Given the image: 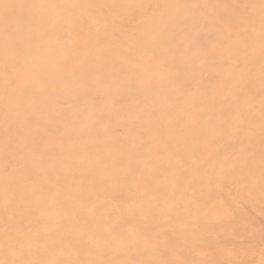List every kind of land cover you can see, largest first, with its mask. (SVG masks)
I'll use <instances>...</instances> for the list:
<instances>
[{
    "label": "rangeland",
    "instance_id": "1",
    "mask_svg": "<svg viewBox=\"0 0 264 264\" xmlns=\"http://www.w3.org/2000/svg\"><path fill=\"white\" fill-rule=\"evenodd\" d=\"M202 138L200 168L244 177L258 166V207L218 184L255 232L215 221L225 212L208 207L214 194L188 182L179 195L207 219L185 224L173 253L180 149ZM214 143L263 160H207ZM118 156L138 187L121 190ZM90 167L117 176L115 188L80 178ZM155 229L166 246L139 249L136 263L230 264L232 245L239 264L264 260V0H0V264L111 259L129 230L139 242Z\"/></svg>",
    "mask_w": 264,
    "mask_h": 264
},
{
    "label": "bare ground",
    "instance_id": "2",
    "mask_svg": "<svg viewBox=\"0 0 264 264\" xmlns=\"http://www.w3.org/2000/svg\"><path fill=\"white\" fill-rule=\"evenodd\" d=\"M258 113V112H257ZM259 121V119H257L256 121L253 120L251 123L252 127H257L256 123ZM218 124H225L222 121L219 122ZM184 147H187L185 150L182 151L181 150V157L179 159V161H183L180 163H184V165L181 167L179 173H178V179L180 180L181 183V187L178 186L177 190H175L176 195H178V197L180 196L179 194H182L183 191L185 190V186L188 187V185L186 183H190L191 184V188L194 187H199V185H203L204 189L210 191L211 193L214 194V197L212 198V200H210L208 207H213L214 209H216V207L218 209H223L225 214L224 216L221 215L217 220L215 221H220L223 219L224 222L229 223L230 225L233 226V229L230 232H237L240 231V233H254V225L253 223L247 222L246 221V216H244L241 212L232 210L230 208V204L224 202V200L221 197V189H220V185L218 186V184H221L222 179L228 180L230 181L232 184H237L238 186H240L242 189H240L242 192H238L237 190L234 191V196L236 198H241V199H245V201L247 200L248 204H250L252 207H258L260 206V199H261V195L263 193V187L261 185L260 182V171H258L256 167H253L252 171L250 170L248 172L247 175H245L244 177H241L239 175H233L232 173L228 174V173H221V174H215L213 172H211L207 167L202 166L201 168L197 165V163H199V159H197V157L195 156V151H196V147L200 148V149H204L205 147H208V144L205 138L202 139H198V141H196L195 143L193 142H189L187 143L186 141H183ZM195 144V145H194ZM242 150H238V152H241ZM233 152L231 151H227V152H223L221 149V145L220 144H212V146L209 149V155L207 157V160H214L216 159L218 156H222V157H226V160L228 163H237L240 160L243 159H249V160H253L255 161L257 164H260L263 160V156L262 155H253V157L249 156V153H242L240 156H234V154H232ZM252 155V154H251ZM117 162L122 163L119 164L115 167V170L118 171L119 173H122L119 175V177H127L126 180H120V188L122 190V188L124 189H131V188H136L138 187V181L137 184L134 183V178H136L135 176H133L131 173H129V171L126 170V168L123 166L124 163L127 162V160H129L128 158L124 157V156H118L117 159H115ZM147 168V167H146ZM256 169V170H255ZM123 172H127V174H124ZM148 174V173H147ZM80 178L86 180V181H92V180H98V181H103V183L106 185V189L107 190H111L114 189L115 186L117 185V176L115 175H111L108 178L102 174H100L97 171H94V168L90 167L87 168L86 171L82 174L79 175ZM73 177V175L71 176V178ZM165 176H162L161 179L159 181L162 182V178ZM106 178V179H105ZM109 180V182H108ZM166 180V177L164 179V182ZM178 181V180H177ZM111 184L113 186H111ZM126 185V187H125ZM146 188H170L169 187V182L167 180V183H161V184H153L150 183L147 185ZM189 188V187H188ZM171 189V188H170ZM147 190V189H145ZM135 197H137V195L135 194L133 197V201H132V205H131V210L135 211L136 209H141L140 205L137 206L139 199H134ZM180 199H183L182 201V206L184 207V209L186 210H182L181 207H179L177 210L172 211L171 212V218L172 219H176V231L173 233L171 232V236H172V240H171V244L170 246L172 247V251L173 253H180L183 250L180 247L179 243L182 244H186L185 240L186 237H182L183 236V226L185 224H193L195 222H192L193 220H205L207 219V217H205L204 213L198 217V214L200 213V200L194 197H186V196H180ZM231 211L228 215H227V210ZM217 210V209H216ZM138 216L142 217L141 213L138 212V210L135 211ZM141 214V215H140ZM209 224H214V223H209ZM165 226V225H164ZM163 229V228H162ZM162 229H155V230H151L150 234L148 235H144L147 233H144L141 231L142 234H139L140 236V241L136 242L133 240V236L135 233H133V231H128V238H125L128 241L127 244V249L125 253L121 254V253H116L115 255L111 256V259H105L102 257H97V258H93L90 259L89 261H86L84 264H88L90 262H92V264H122L121 262L125 263H130V264H139L136 263V259H134V254H137L139 249H142L143 247H148L149 244L153 245L156 250H158L159 248H161L162 246H166V242L164 243V240L162 239V236L160 235V233L162 232ZM67 232V230H66ZM65 231L59 232L58 235H66ZM166 233V230H165ZM198 235V232L194 229V231H191L188 234V238H192L193 236ZM168 237V236H167ZM159 239V240H158ZM176 240H180L181 242L177 243ZM179 244V245H178ZM56 245V243H55ZM186 248V247H184ZM55 251H56V246H55ZM242 251V250H241ZM225 255L226 260L228 263L230 264H239L241 263V259H239L240 257V253H239V247L232 245V247L228 250V251H223ZM127 253V254H126ZM183 255H187L186 257H188V254L186 252L183 253ZM218 254L214 253L211 255V259L217 257ZM117 257L120 259L118 260ZM202 256L198 255L197 259H201ZM55 263L57 264H61L65 261H57L56 259L54 260ZM34 264H38V259L34 261ZM262 264H264V260L262 261Z\"/></svg>",
    "mask_w": 264,
    "mask_h": 264
}]
</instances>
